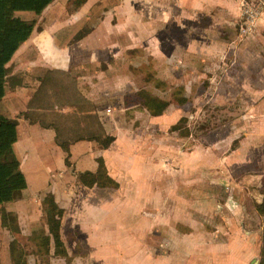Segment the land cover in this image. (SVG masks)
I'll use <instances>...</instances> for the list:
<instances>
[{
  "label": "crops",
  "instance_id": "1",
  "mask_svg": "<svg viewBox=\"0 0 264 264\" xmlns=\"http://www.w3.org/2000/svg\"><path fill=\"white\" fill-rule=\"evenodd\" d=\"M241 3L52 0L33 14L29 37L5 64L0 114L16 120L14 154L21 156L27 150L36 154L42 175L29 182L25 171V187L0 204V264H12L10 241L47 232L42 212L47 200L49 206L62 209L59 233L66 253L62 257L48 253L47 264H65L66 258L82 264H252L258 229L242 218L254 214L264 175V14L240 33ZM136 8L139 47L156 60L152 73L158 82L167 89H182L187 103L196 96L191 92L195 89L202 90V101L211 106L233 99L241 107L226 118V126L208 130L190 147H167L169 166L163 162L164 145L157 132L168 124L165 111L173 101H164L159 91L150 94L162 102L156 108L159 113L152 114L139 102L140 116L153 123L152 140L140 143L126 134V140L116 136L97 151L78 140L102 135L105 125L92 110L83 108L81 100L67 94L61 97L65 80L77 77L83 63L100 64L99 58L111 51L100 28L112 25L115 18L126 26ZM60 97L65 104L59 109ZM180 111L166 119L174 124L185 118ZM61 116L70 126H61ZM90 118L95 127L89 128ZM169 131L179 136L177 130ZM209 133L214 134L211 140L206 138ZM52 143L60 156L69 155L74 172L101 170L103 181L96 176L93 185L86 187L76 176L48 179L51 166L44 154ZM18 161L20 168L23 162ZM222 186L228 188L232 204L217 192ZM220 202L231 206L225 204L224 209ZM66 232L76 237L68 241ZM21 243L24 250L31 246ZM78 245L84 251L74 253ZM44 260L24 251L19 264Z\"/></svg>",
  "mask_w": 264,
  "mask_h": 264
},
{
  "label": "rangeland",
  "instance_id": "2",
  "mask_svg": "<svg viewBox=\"0 0 264 264\" xmlns=\"http://www.w3.org/2000/svg\"><path fill=\"white\" fill-rule=\"evenodd\" d=\"M137 6L136 2L133 1ZM16 15L23 19H33L35 20V15L31 11H16ZM130 23L126 24V26L122 25L121 19L115 18V21L112 25H105L100 30L103 32L102 37L107 38L106 40V47L111 51H107V55H103L99 58L100 64H86L83 63V67L77 74V77L70 75L66 82L67 88L61 90V97L67 94L68 97H75L77 102L81 100V104L84 109L92 110V115L96 114L100 125H105V129H102L103 134H99V137H104L105 135H110L113 138L118 136L120 139L123 138L126 140V134L129 136H133L137 142L140 143L143 141H150L153 139V129L152 124L147 119V117H141L139 114V110H141L142 106L139 102L144 103L146 98H155L153 93L160 92V97L165 101H173L169 104V109L165 111V120H169L167 125H164L163 130L159 134L157 132V138L162 140L163 146V162L167 166L170 165V161L167 158V147L170 145H179L181 148H188L191 144L197 143L199 139H201L202 134L207 132L208 130L215 128L217 125L226 126L228 123L226 118L228 116H232V114H237L240 110V104L236 101H232L229 104H224L222 106H211L210 104H206L202 101V90H191L192 93H195L196 96H193L190 100V103H187L186 97L184 96V91L182 89H167L165 84L162 82H158L154 76L153 71L156 63V60L152 56H145V50L139 47V14L138 9L132 11V14L129 16ZM121 22V23H120ZM254 25H252L253 27ZM150 29H154L155 26L151 25ZM105 31V32H104ZM238 31L241 32L238 28ZM150 38L154 40V36L150 35ZM148 43H150L148 41ZM128 46H135L132 47L131 50H126ZM152 50H154V44L150 45ZM122 48V49H121ZM125 48V49H124ZM131 48V47H130ZM121 49V50H120ZM107 50V49H106ZM105 50V51H106ZM119 53V54H118ZM110 54V55H109ZM113 54V55H112ZM85 62V58H83ZM106 61L109 63L106 65ZM201 65V61L199 62ZM104 70H107L105 72ZM99 71H102L99 73ZM21 80H24V74L22 75L19 73ZM6 82L9 84L8 79ZM161 89V90H160ZM146 91L145 93L143 91ZM260 91L263 92L262 88ZM158 92V93H159ZM152 94V95H150ZM61 103L59 106H64V101L61 99ZM55 98H52L54 101ZM199 100V102H198ZM60 109V108H59ZM179 109V110H178ZM181 110V111H180ZM137 111V112H136ZM179 111L185 114V118L176 119L177 122L172 124L170 123V119H166V116H172L175 113H179ZM94 112V113H93ZM19 115H22L24 118L25 115L21 112ZM136 115V118L134 117ZM69 115H66V117ZM79 116V113H77ZM62 117V116H61ZM64 117H62V121H60L61 126L63 124L70 126V121L65 122ZM89 120V124L91 122ZM94 119H92L91 127H95ZM53 125V123L51 122ZM223 124V125H222ZM103 128V127H102ZM158 128V127H157ZM225 128V127H223ZM177 130L179 136L171 132L169 130ZM158 130V129H157ZM61 133L64 132V129L60 131ZM84 132H86L84 130ZM189 132V134H188ZM189 136H186V135ZM160 135V136H159ZM207 140H211L214 137V134L209 133L207 135ZM86 141L90 145H92V150L97 151L100 150V144L94 140H87V139H79L78 141ZM76 141V140H74ZM181 142V144H180ZM73 143V141H72ZM111 143V142H110ZM109 143V144H110ZM81 144V143H79ZM234 144V141L231 143ZM17 155H20L17 153ZM15 156L18 160L23 162L20 167V170L26 177L25 173L28 172L30 177L28 181L32 179H36L38 176L42 175V170L40 165L35 160L36 154L27 150L26 152H22L21 156ZM64 153L60 156L57 153V150L52 146L50 149L47 150L44 154V158L48 161L50 160V168L51 170L47 172V178H51L53 176H77V172H74V166L70 161L69 155L68 157H64ZM65 162L63 164V161ZM26 171V172H25ZM140 170H138L139 172ZM98 176L99 180L103 181L104 176H102L101 170L99 172H94V179ZM264 176V175H263ZM262 176V177H263ZM26 179V178H25ZM262 179V178H261ZM260 188V186H259ZM219 195L224 194L226 196V202L229 200L228 195V188L222 186L219 191H217ZM261 196V194H260ZM49 199V198H47ZM261 199V198H260ZM49 201L47 200L46 207L44 206V212L46 209H49ZM260 202V201H259ZM134 204L136 202H133ZM229 204H232L230 201ZM228 203L220 202V206L224 209H227V206H231ZM133 204V205H134ZM227 206H226V205ZM130 205V204H129ZM133 205H130L131 207ZM138 205V203L136 204ZM254 208V214L249 217L244 216L242 221L245 220V223L248 225H253V227H257V234L256 235V255L253 259L252 264H258L259 261V247L261 245V236L260 232L262 226L264 224V213L257 209V204ZM219 206V208H221ZM137 208V206H135ZM218 208V206H217ZM250 209H248L249 211ZM240 219V218H239ZM41 224H43V218L40 219ZM41 233L31 234L27 238L18 237L17 242L21 246V242L23 241L25 244L28 242L31 246L24 251H31L34 255L41 257L44 261L42 264H47V255L51 252L50 256H60L62 255H55L52 253V243L50 242V249L48 253L39 252L36 248V245L32 242V237L36 235H40ZM60 236V241L64 247V244ZM117 236V234H116ZM64 237L66 240H70L76 237L75 233L66 232ZM80 245L75 249L74 253L83 252L84 248ZM65 250V249H64ZM135 251V250H134ZM132 251L134 254L135 252ZM151 253H153V249H151ZM22 254V256H23ZM66 255V253H65ZM29 257L31 254L28 255ZM64 256V255H63ZM70 258H66L65 264H82L79 263L77 259L74 262L69 263ZM56 264V262H54Z\"/></svg>",
  "mask_w": 264,
  "mask_h": 264
},
{
  "label": "trees",
  "instance_id": "3",
  "mask_svg": "<svg viewBox=\"0 0 264 264\" xmlns=\"http://www.w3.org/2000/svg\"><path fill=\"white\" fill-rule=\"evenodd\" d=\"M52 0H0V99L4 94V77L6 74L5 64L9 61L18 46L25 41L33 28V19H23L15 14L16 11H31L39 14ZM161 103L154 98H147L143 105L150 109L152 114H157L161 110ZM163 107V104H162ZM94 140L100 144L101 148H106L114 139L110 135L104 137L92 136L85 138ZM16 140V120L0 114V204L12 200L15 193L23 189L26 185L25 178L20 171L19 161L14 154L12 145ZM100 164L101 158H96ZM76 178L83 186L90 187L95 182L94 172L84 170L77 172ZM259 193L260 202L257 209L264 213V176L260 182ZM62 209L51 206L44 211V220L47 232L45 234L32 237V242L39 252L48 253L50 242L52 243V253L55 255H65L64 247L59 236V222ZM261 245L259 247L258 264H264V224L261 232ZM23 254V249L16 239L9 243V255L12 264H19Z\"/></svg>",
  "mask_w": 264,
  "mask_h": 264
},
{
  "label": "built area",
  "instance_id": "4",
  "mask_svg": "<svg viewBox=\"0 0 264 264\" xmlns=\"http://www.w3.org/2000/svg\"><path fill=\"white\" fill-rule=\"evenodd\" d=\"M241 2L242 27L240 31L245 33L264 14V0H241Z\"/></svg>",
  "mask_w": 264,
  "mask_h": 264
}]
</instances>
